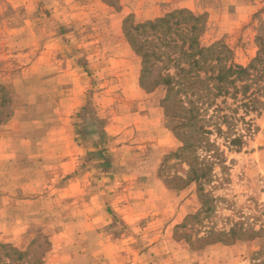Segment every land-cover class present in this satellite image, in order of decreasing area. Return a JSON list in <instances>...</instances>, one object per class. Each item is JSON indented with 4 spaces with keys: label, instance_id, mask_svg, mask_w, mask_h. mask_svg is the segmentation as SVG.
Here are the masks:
<instances>
[{
    "label": "rangeland",
    "instance_id": "obj_1",
    "mask_svg": "<svg viewBox=\"0 0 264 264\" xmlns=\"http://www.w3.org/2000/svg\"><path fill=\"white\" fill-rule=\"evenodd\" d=\"M107 1L0 0V244L22 264H264V81L254 111L238 96L202 114L213 211L180 229L204 207L187 168L164 162L177 121L164 86L140 88L122 32L186 9L205 21L200 46L247 68L264 50V0Z\"/></svg>",
    "mask_w": 264,
    "mask_h": 264
},
{
    "label": "trees",
    "instance_id": "obj_2",
    "mask_svg": "<svg viewBox=\"0 0 264 264\" xmlns=\"http://www.w3.org/2000/svg\"><path fill=\"white\" fill-rule=\"evenodd\" d=\"M103 1L111 6L107 0ZM204 26L202 16L186 9L174 10L163 17L139 24L128 17L122 26L124 38L133 53L141 59L140 88L150 94L155 88L164 86V113L177 121L173 131L181 147L166 156L164 162L174 159L187 168L180 181L185 185H196L197 197L204 207L203 212L187 216L180 229L187 226L189 219L198 220L201 214L203 219H207L213 211V200L204 190V184L213 177L212 165L198 155L199 149L207 151L213 146L205 141L210 132L203 124L202 114L214 106L218 99L236 101L238 96H241V103L248 110L254 111L255 103L258 102L255 91L258 90L253 89V86L260 88L259 84L264 81V50L247 68L236 66L231 62L229 50L224 48L223 52L218 44L207 48L200 46L199 38ZM154 69L158 72L151 78ZM260 92L264 95V88ZM241 141L240 137L234 138L230 145L241 148ZM205 233L202 238L205 246L221 242L219 236L222 235L231 239L236 236L233 228L228 233L211 230ZM45 246L44 254L50 247L47 240ZM0 252V264H11L14 255L16 260L13 262L24 261V254L11 246L0 244Z\"/></svg>",
    "mask_w": 264,
    "mask_h": 264
}]
</instances>
